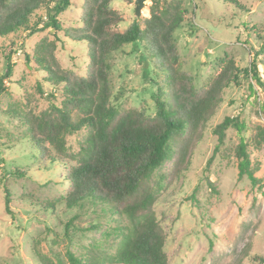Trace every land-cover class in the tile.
Segmentation results:
<instances>
[{"label":"rangeland","instance_id":"1","mask_svg":"<svg viewBox=\"0 0 264 264\" xmlns=\"http://www.w3.org/2000/svg\"><path fill=\"white\" fill-rule=\"evenodd\" d=\"M84 1L73 0L60 14L61 30L47 28L28 37L22 33L21 45L13 54L7 92L0 96V264H38L37 251L67 262V249L92 245L108 246L112 252L116 234L111 230L119 222L125 223L117 215L103 212L100 203L67 206L68 169L64 163H53L24 137V120L7 112L19 107L39 113L49 105L47 93H56L42 79L43 73L27 63L28 54H33L46 35L57 41L56 54L63 67L86 74L90 62L87 45L65 35V29L79 25ZM237 1L239 6L222 0H185L187 14L175 37L183 68L198 86L206 84L226 58L233 57L241 69L249 68L256 50L264 45V0ZM151 3L145 1L142 15L149 16ZM111 6L124 17L119 29H127L137 16L136 0L114 1ZM9 42L0 41V45ZM157 61L161 59L152 57L140 41L126 43L113 54L112 101L116 106L135 107L151 116L156 113L154 96L166 77L155 65ZM258 65L264 78V63ZM2 68L6 70L5 65ZM41 81L44 93L38 90ZM263 92L258 89L260 97ZM247 98L245 88H227L223 103L193 150L189 169L172 176L171 163L164 167L169 176L154 208L168 235L170 264H257L253 255L264 256V145L257 149L250 142L251 158L261 163L256 173L261 178L259 185L253 186L247 176L238 178L233 148L239 137L234 128L227 129L225 143L207 169L218 144L214 128L226 116L241 114L245 118L246 138L264 125L258 104ZM83 137L84 132L70 136L73 150L81 148ZM17 169L25 174H10ZM7 192L13 214L6 210Z\"/></svg>","mask_w":264,"mask_h":264},{"label":"trees","instance_id":"2","mask_svg":"<svg viewBox=\"0 0 264 264\" xmlns=\"http://www.w3.org/2000/svg\"><path fill=\"white\" fill-rule=\"evenodd\" d=\"M72 1L0 0V41H10L0 45V96L7 92L6 80L11 76L13 54L21 45L20 35L32 36L47 28L61 30L59 16ZM114 1L134 0H85L79 25L65 29L69 40L87 45L86 74L63 67L56 54L57 41L46 35L33 54H28L27 63L43 73L42 79L56 93H47L49 105L39 113L7 109L24 120V137L53 163H64L68 169L67 206L100 203L103 212L125 220L111 230L116 234L114 251L100 245L69 248L67 262L37 251L38 264H170L168 235L154 208L169 176L165 165L171 163L172 176L189 169L193 150L231 85L245 88L247 101L256 102L264 117V92L258 95V89L264 91L258 65L264 63V45L256 50L249 68L241 69L233 57L226 58L221 69L198 86L183 68L175 37L187 14L185 0H152L149 16H136L123 31L119 25L124 17L112 8ZM222 1L240 5L237 0ZM138 41L152 57L161 59L155 65L166 76L154 96L156 113L152 116L135 107L119 108L112 101L113 54L126 43ZM44 82H38L42 93ZM246 126L241 114L226 116L215 126L218 144L207 169L224 145L227 129L234 128L239 137L233 148L238 178L247 176L255 186L261 182L256 175L261 163L251 158L250 142L257 149L264 145V125L257 126L250 138L244 135ZM82 132L81 148L73 150L69 138ZM10 174L22 177L25 172L17 169ZM11 202L7 192L6 210L13 214ZM252 259L264 264L260 254Z\"/></svg>","mask_w":264,"mask_h":264},{"label":"water","instance_id":"3","mask_svg":"<svg viewBox=\"0 0 264 264\" xmlns=\"http://www.w3.org/2000/svg\"><path fill=\"white\" fill-rule=\"evenodd\" d=\"M146 0H136V15L139 16L141 14L142 8L145 6Z\"/></svg>","mask_w":264,"mask_h":264}]
</instances>
